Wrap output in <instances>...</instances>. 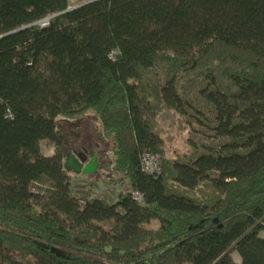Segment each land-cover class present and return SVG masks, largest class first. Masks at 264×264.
<instances>
[{
    "label": "trees",
    "instance_id": "trees-1",
    "mask_svg": "<svg viewBox=\"0 0 264 264\" xmlns=\"http://www.w3.org/2000/svg\"><path fill=\"white\" fill-rule=\"evenodd\" d=\"M77 2L0 0V264H264V0ZM87 112L113 200L64 165L57 118Z\"/></svg>",
    "mask_w": 264,
    "mask_h": 264
},
{
    "label": "rangeland",
    "instance_id": "rangeland-1",
    "mask_svg": "<svg viewBox=\"0 0 264 264\" xmlns=\"http://www.w3.org/2000/svg\"><path fill=\"white\" fill-rule=\"evenodd\" d=\"M80 4L77 0H71L70 7ZM164 124L169 135L166 156H180L186 151L184 145L188 132L172 124L171 120L165 121ZM57 130L62 140L61 148L65 160L69 154L77 157L79 152H84L87 157L82 164L89 158V161L82 166L80 173L75 172L74 169L70 170V179L76 194H90L113 200L121 190L124 192L131 190L128 180L115 170L112 139L101 138L100 121L94 112H87L75 119L58 117ZM42 149L45 155L51 156L55 153L56 147L52 142L44 141ZM157 156L159 161H162L161 157ZM153 161L157 164L155 158ZM86 168L87 172H84ZM233 257L240 262L241 258L237 251L233 252Z\"/></svg>",
    "mask_w": 264,
    "mask_h": 264
},
{
    "label": "built area",
    "instance_id": "built-area-1",
    "mask_svg": "<svg viewBox=\"0 0 264 264\" xmlns=\"http://www.w3.org/2000/svg\"><path fill=\"white\" fill-rule=\"evenodd\" d=\"M49 23H50V18H47V19H45V20H42V21L40 22V25H41V26H47V25H49ZM154 158L157 160V164H156V162L153 161ZM160 162H161V161H159V158H158L157 155L146 154V155L144 156V159H143L144 170H145L146 172H148V173H154V172H156V171H159V170H160ZM132 195H133V197H134L136 200H138V201H142V199H143L142 194H140V193L137 192V191H133V192H132Z\"/></svg>",
    "mask_w": 264,
    "mask_h": 264
},
{
    "label": "water",
    "instance_id": "water-1",
    "mask_svg": "<svg viewBox=\"0 0 264 264\" xmlns=\"http://www.w3.org/2000/svg\"><path fill=\"white\" fill-rule=\"evenodd\" d=\"M91 1H93V0H91ZM86 3H88V2L82 3V4L77 5V6H75V7H70L69 10H71V9H73V8H76V7H79V6H82V5L86 4ZM80 153L83 155V157H82V161L79 162V155L76 157L74 154H71V155L65 160L64 165H65V168H66V169H68L69 171L72 170V169H74V171L77 172V173H80V172H81L82 169H81V170H80V169H77V168L75 167L74 164H75V162H78V163H81V165H82V162H84V161L87 159V157H86V155H85L84 152H79V154H80ZM83 171H84V172H87V168L84 169Z\"/></svg>",
    "mask_w": 264,
    "mask_h": 264
},
{
    "label": "flooded vegetation",
    "instance_id": "flooded-vegetation-1",
    "mask_svg": "<svg viewBox=\"0 0 264 264\" xmlns=\"http://www.w3.org/2000/svg\"><path fill=\"white\" fill-rule=\"evenodd\" d=\"M70 155H71V154H69V156H70ZM78 155H79V162H81V161H82V157H83V155H82L81 153H80V154L78 153L77 156H78ZM69 156H68V157H69ZM87 161H89V158H88ZM87 161H86V162H87ZM86 162H85V163H86ZM85 163H84V164H85ZM84 164L81 165V163L75 162L74 165H75V167H76L77 169H80V170H81V169H82V166H83Z\"/></svg>",
    "mask_w": 264,
    "mask_h": 264
}]
</instances>
